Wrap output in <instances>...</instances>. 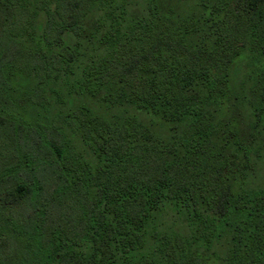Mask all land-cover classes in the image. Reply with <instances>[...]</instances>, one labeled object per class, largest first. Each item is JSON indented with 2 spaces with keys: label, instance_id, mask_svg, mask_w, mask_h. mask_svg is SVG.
<instances>
[{
  "label": "trees",
  "instance_id": "16d2710c",
  "mask_svg": "<svg viewBox=\"0 0 264 264\" xmlns=\"http://www.w3.org/2000/svg\"><path fill=\"white\" fill-rule=\"evenodd\" d=\"M0 264H264V0H0Z\"/></svg>",
  "mask_w": 264,
  "mask_h": 264
}]
</instances>
